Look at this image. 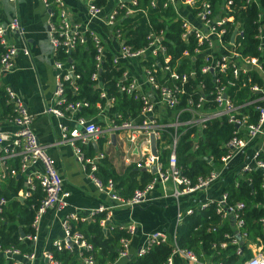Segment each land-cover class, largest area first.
Returning <instances> with one entry per match:
<instances>
[{
    "label": "built area",
    "instance_id": "obj_1",
    "mask_svg": "<svg viewBox=\"0 0 264 264\" xmlns=\"http://www.w3.org/2000/svg\"><path fill=\"white\" fill-rule=\"evenodd\" d=\"M46 6L45 0H42ZM84 3L88 17H95L100 8L92 5L91 0H81ZM127 1L128 4L134 6L135 0H114L115 6L120 8L122 2ZM176 0H167L168 4L174 3ZM185 7L194 9L193 13L196 18L201 22L202 28H196L190 26L184 19L177 17L181 21V27L184 30L181 34V38L192 36L198 45H204L205 50L200 51L194 49L192 51V59L201 56L204 57L208 64L201 67V72L207 74L206 76L211 81H217L215 77V68L224 69L226 66H230L232 73L236 76L239 72L246 73L249 70L255 72L262 71L261 69V57H242L234 50V38L241 36V30L238 26L234 27V34L229 42L222 40L223 28H218L226 22H233L231 16L222 17L217 14L210 15L209 5L206 2H201L200 5L196 4L197 0H180ZM249 0H246L248 2ZM58 7V22L56 25L49 24L48 30L50 32L49 44L53 48L55 53L58 46L62 47L64 53L69 54L74 49L76 44L84 43V34L88 33L89 37L93 41L95 49V70L90 75V79L95 81L93 89L98 90L97 95L103 100V103H96L94 105L96 109V115L90 118L82 116H76V113L81 108L88 107V102L84 100L68 101L65 97V88L67 87L71 93H75L76 86L74 80L78 75L74 73L73 66L70 62H62L59 60H53L54 69V81L51 98L54 106L45 109V113L51 114L56 118L65 120L59 125V136L62 141L68 143L71 147L73 155L77 162L82 165L87 179L93 184L97 191L105 194L108 201L112 204L101 205L91 213L92 216L95 213L104 212L105 219L115 207L132 208L140 205L147 198L150 191L156 186H163L166 183L174 186L172 196L178 198L179 196L187 193H193L200 190H204L208 187L217 177L218 172L224 168L227 160L234 152H242L248 147L251 141L259 139L264 143V85L261 87L252 86L251 90L255 94H259L258 97L252 99L251 103H256L254 110L257 113L255 122H249L248 116L241 113L240 108L242 106H235L227 98L225 94L224 86H215L213 89V100L215 107L210 110H201L200 104L202 99L198 100L195 105L196 109L186 107L184 110L190 112V116L185 120L179 119V113L182 109L173 110L178 104V94L182 93V90L175 85H168L167 83H158L155 80V72L161 71V77H168L169 79H178V74L174 72V69L169 68V55L166 54V47L160 43L162 37V31L158 34L149 33L148 42L145 46L139 49H131L129 46L122 44V38L119 36L117 30H114L116 11L113 9L110 14L104 20V24L109 28L112 40L117 44V50L109 51L104 48L101 39L92 31H85L81 28L80 24L72 21L69 18V14L63 6L62 0H54ZM153 5V1L150 3ZM224 7L227 8L230 4L229 0H225ZM166 4L163 3V6ZM172 7V5H171ZM189 11H191L189 9ZM134 12L133 9L126 8L125 14L130 15ZM176 13V12H175ZM19 23L17 19L9 21L5 27L0 26V45L3 48V52L0 53V75L10 72L14 67L13 58L17 54L18 50L11 44H7L5 35L8 32L19 31ZM258 38L260 39L258 50L259 53L264 49V33L262 28L258 29ZM217 40L219 47L227 46L225 51L219 50L218 53L211 54V48H213V41ZM24 56L28 54L26 49L19 50ZM110 52L112 57L111 61L116 65V69L120 72L114 77V87L119 94H124L128 97H132L134 100L140 102L139 112L135 117L122 118L119 112H109V115H105L111 106L115 104V98L109 95L106 89L103 87L99 80L98 73L101 71V62L104 58V52ZM157 55L161 57V61L157 60ZM184 55H187L184 52ZM213 55L214 57H212ZM151 57V62L147 65H143L142 62ZM208 57V59L206 58ZM214 58V59H213ZM137 69L140 70L137 73ZM194 73H191L193 76ZM259 77V76H258ZM187 75H181V81H186ZM229 84V83H227ZM2 97L4 104L8 107V113L6 116L0 118V127L8 126L10 131H0V181L5 178H12L19 176L22 178V186L16 192L15 199H21L22 201L29 198L35 190H39L41 197L38 206L35 208L33 218L31 220V228L33 229V235L20 236L21 241H28L33 243L35 241V231L38 226V221L45 210L50 207H57L62 209L66 207L65 198L68 193L62 188V181L55 170L54 159L46 152L45 147L37 142V139L31 129V124L34 116L27 110L21 99L15 94V92L9 86L1 87ZM150 91L154 95L151 97L147 92ZM153 98H155L153 100ZM190 104V101L187 100ZM258 103V104H257ZM158 104L159 110L155 108ZM190 109V110H189ZM172 111V118L167 120V116L164 112ZM160 112H163L161 114ZM102 117L104 122L103 127H99L94 119ZM225 118L228 123H231L235 127L233 136L225 142L224 146L227 149L225 155L220 157L221 165L219 170H212L206 176L197 177L194 182L182 175L180 169L176 164L175 158V143L176 138L173 136L169 144L164 147L168 148V158L166 167L162 168L158 160L157 154L151 155L149 151V134H152L156 141L160 137V131L163 129H172L175 133L177 126H195L197 130L204 127V124L212 119ZM70 122V125L67 124ZM1 130V129H0ZM115 132H123L127 143L136 152V158L134 163L135 168H144L146 172L150 173V168L154 166L155 172L152 173L151 179L146 182L142 188L134 189L132 194L124 199L120 197L113 187V182L108 179L105 183H102L95 175L96 162L102 157L101 153L96 154L91 158L85 157L75 145V141L79 143H87L97 136H103V134H114ZM98 138V137H97ZM142 140V147L137 145L138 139ZM106 142L109 143V138H106ZM140 148V152L138 150ZM195 148V146H193ZM156 151L157 147H156ZM260 153H264V148L254 154L251 163H245L239 169V174L244 172L254 171L262 177V186L264 187V161L258 159L257 156ZM130 156L132 153L130 151ZM12 161V164H9ZM125 161H130L128 158ZM162 168V169H161ZM249 181L248 179H246ZM264 199V193H263ZM6 203L5 200L0 199V206ZM215 214L219 215L222 219L232 221V230L229 233H225L224 236L229 239L228 243L235 245V254L238 257L242 256V251L237 247L239 241L243 239V234L240 235L238 227L242 224V220L238 219L234 209L241 208V205L235 203L233 206L226 204V194L222 191L219 194L217 200L213 203ZM204 209V204L200 203L194 209L189 208L185 211L186 215H191L194 211ZM182 214H177L176 220H181ZM87 217H79L74 212L69 211L63 216L60 222V228L62 231V239L54 240L50 244L51 247L56 250L67 249L75 252L76 259L79 264H96L90 255L81 256L80 250L89 251L91 246L85 242L82 235L77 232L69 231L68 221H83L89 219ZM264 220H261L263 222ZM103 220L101 221V224ZM126 230L127 233L132 234L133 228L130 226L119 227ZM238 236V238H236ZM121 250H119L116 258L108 264H116L118 261L126 259L128 257H139L148 252L149 248L153 244L167 243L171 246L169 255L165 258L164 264H173V258L176 255L183 256L188 260L196 264H213L199 262L194 254L191 252L180 249L177 247L175 241V235L171 237L165 235L162 232H152L146 235L144 243L137 249L134 255L128 254V239L121 238ZM225 243H221L223 247ZM0 255L6 259H11L13 264H30L35 255L32 251L28 253H21L18 249L0 248ZM41 257L46 260L47 264H57L51 257L50 252L44 249L41 252ZM220 264V263H217ZM237 264H264V253L258 252L247 258L242 259Z\"/></svg>",
    "mask_w": 264,
    "mask_h": 264
},
{
    "label": "trees",
    "instance_id": "obj_2",
    "mask_svg": "<svg viewBox=\"0 0 264 264\" xmlns=\"http://www.w3.org/2000/svg\"><path fill=\"white\" fill-rule=\"evenodd\" d=\"M107 0H91L92 5L102 8ZM136 4L131 6L127 1L114 7L116 11L114 30H117L122 38V44L131 49H139L148 42L149 33L158 34L162 31L160 43L166 47V54L169 55V68L174 69L178 74V79H169L161 77L162 72H155V80L158 83H167L175 85L182 90L178 94V104L173 110L178 111L179 119L185 120L190 116V112L184 110L186 107L196 109L195 105L201 98V110H210L215 107L213 100V89L215 86H224L227 98L235 106H242L239 111L248 116L249 122H255L257 113L254 110L256 103H251L252 99L259 96L253 93L252 86L261 87L263 82L254 70L246 73L239 72L236 76L232 73V68L228 65L224 69L215 68V77L217 81H211L201 72V67L208 64L204 57L198 56L192 59V51L198 49L205 50L204 45H198L195 39L190 35L181 38L183 29L181 21L175 14L173 8L167 3V0H135ZM153 1V5H151ZM227 8L224 7L225 0H197L196 4L206 2L209 5L210 15L218 14L222 17L231 16L233 22H226L218 28H223L222 40L229 42L230 36L237 25L241 30V36L234 38V50L242 57H261V69L264 73V49L259 53L258 29L262 28L264 33V0H229ZM47 8L52 12L51 23L56 25L58 22V7L54 0H45ZM163 3L166 5L163 6ZM133 9L130 15L125 14V9ZM192 13L195 12L191 9ZM84 43L76 44L69 54L64 53L61 46L56 48L54 59L62 62L70 60L73 71L78 75L74 80L76 86L75 93L65 88V97L68 101L84 100L88 102V107L77 111L76 116L90 118L96 115L94 105L103 103L97 95L98 90H94L95 81L90 79V75L95 70V49L93 41L88 33L84 34ZM3 48L0 45V53ZM186 52L187 55H184ZM104 58L101 62V71L98 73L99 80L109 95L115 98V104L107 109L111 112H119L122 118L135 117L140 108V102L119 94L114 87V77L120 72L116 65L111 61V53L104 52ZM208 59V57H206ZM157 60L161 57L157 55ZM209 60V59H208ZM151 57H147L142 64L147 65L151 62ZM194 73L191 76V73ZM181 75H187L186 81H181ZM229 83V84H227ZM190 101V104L187 103ZM258 104V103H257ZM190 110V109H189ZM169 112L167 120L172 118V111ZM8 107L3 102L2 92L0 90V118L6 116ZM235 131L233 124L228 123L225 118L212 119L204 124L199 130L195 126H177L175 133L172 129H163L160 131V137L156 141L157 157L162 168L166 167L169 149L164 147L169 144L172 137L176 138L175 158L176 164L182 175L188 177L191 182L197 177L206 176L210 171L218 169L221 165L220 157L226 154L227 149L224 144ZM97 149L90 142L85 144L75 141L79 151L87 158L95 154L103 153L102 144L104 138H97ZM95 141V142H96ZM195 146V148H193ZM204 157L209 160L206 161ZM264 161V153L257 156ZM12 164V161H9ZM161 168V169H162ZM94 175L105 183L108 179L113 182V187L118 195L124 199L128 198L134 189L142 188L148 182L152 175L141 171L128 164L122 172H116L110 159L103 153L102 157L96 162V171ZM248 179L249 181H247ZM262 177L254 171L242 173L241 177L235 182L228 183L223 192L226 194V204L233 206L235 203L241 205V208L234 209L238 219L242 224L238 231L243 234V243L237 244V247L248 253L246 244H262L264 247V187L262 186ZM22 186V178L12 177L0 181V199L6 203L0 206V248L13 247L21 253L31 251L28 241H21L19 232L22 236L33 235L31 220L35 208L38 206L41 194L35 190L29 198L19 201L14 196ZM105 213L99 212L83 221H68L69 231L79 232L85 242L91 246L89 251L80 250L81 256L90 255L96 264H108L113 261L119 250H121L120 239H128L130 234L126 230L117 226H110L105 223ZM103 221V225L101 221ZM229 222L222 221L221 217L214 212V205L209 204L204 210L185 216L175 229V241L177 247L187 250L194 254L200 260L208 258L213 264H236L238 260L235 254L236 246L229 244V239L224 236L229 233ZM221 243H225L224 247ZM52 259L57 264H79L74 251L67 249L56 250L49 246ZM171 246L167 243L153 244L148 252L139 257H128L118 261L116 264H164L165 258L169 255ZM248 255V254H247ZM240 259V258H239ZM0 264H13L11 259H6L0 255Z\"/></svg>",
    "mask_w": 264,
    "mask_h": 264
},
{
    "label": "crops",
    "instance_id": "obj_3",
    "mask_svg": "<svg viewBox=\"0 0 264 264\" xmlns=\"http://www.w3.org/2000/svg\"><path fill=\"white\" fill-rule=\"evenodd\" d=\"M62 1L72 21L80 24L83 30L94 32L101 39L104 48L107 50H117L118 46L112 40L109 28L104 24L105 18L115 7L114 0H107L105 5L100 8L99 13L95 17L90 18L81 0ZM171 5L174 12H176L175 14L184 19L190 26L202 28L198 18L180 0H176ZM51 16L52 12L43 4L42 0H0V26L5 27L9 21L17 19L20 28L17 32H8L5 35L7 44L13 45L18 52L13 58V69L0 75V89L2 86H9L34 116L31 129L37 142L43 145L46 152L54 159L55 170L62 181V188L68 193L65 198L66 207L62 209L50 207L39 218L35 231V241L30 244V249L35 255L34 260L30 264H47L46 260L41 257V252L47 249L52 241L62 239L60 222L66 213L71 211L79 217H87L91 215L99 204L106 206L112 204L108 201L105 194L97 191L87 179L82 165L76 161L71 147L67 142L60 139L58 128L65 120L45 113V109L54 106L51 98L54 81L52 64L54 51L49 44L50 32L48 30ZM217 16H220V13ZM212 47L210 49L211 54L218 53L219 50L225 51V49H228L227 46L219 47L216 39H214ZM21 49H26L28 54L26 56L22 55L19 51ZM211 56L214 57L213 55ZM139 72L140 70L137 69V73ZM256 73L264 85L263 71ZM147 93L154 97L152 92L148 91ZM159 107L158 104L155 105L157 110H159ZM160 113L163 114V112ZM164 113L167 117L170 116L169 112ZM104 114L109 115L108 110ZM94 122L101 128L104 125V122L99 121L97 116ZM67 124L70 125V122ZM0 129V131L5 132L10 131L11 128L2 126ZM110 136H113V139ZM97 137L104 138L101 152L110 159L116 172H122L128 164L134 165L133 161L138 156L135 155L136 152L127 143L123 132L105 133L103 136L99 135ZM97 137L89 141L95 151L98 150L96 145ZM106 138H109V143L106 142ZM137 145L143 146L140 138L137 140ZM263 148L264 143L256 139L251 141L242 152H234L227 160L224 168L218 172V177L204 190L174 198L172 193L175 188L172 184L166 183L163 186H156L148 193L147 199L140 205L132 208H112L107 219H105V223L110 226H130L133 228V232L128 238V254L134 255L144 243L147 234L162 232L171 237L173 234L175 235L176 226L180 224L182 218L190 216L185 214L187 209H194L200 203L204 204V209L209 204L213 205L223 188L228 183L235 182L241 177L239 174L241 166L245 163L252 164L254 154ZM138 150L140 152V148ZM130 151L132 156L129 155ZM126 158L130 161H125ZM137 169L145 171L144 168ZM215 170L217 171L219 168ZM179 213L182 214V217L178 222L176 216ZM194 213L198 212L194 211L192 214ZM221 220L226 221L222 218ZM228 222L229 231H231L233 228L232 221ZM240 242L243 243V239ZM246 247L249 250L248 253L242 252V256L236 261L237 263L258 252L264 253L262 244L249 243L246 244ZM197 260L199 262L212 263L208 258H206L207 261H204L203 257L201 260L199 258ZM173 264L196 263L183 256L176 255L173 258Z\"/></svg>",
    "mask_w": 264,
    "mask_h": 264
},
{
    "label": "water",
    "instance_id": "obj_4",
    "mask_svg": "<svg viewBox=\"0 0 264 264\" xmlns=\"http://www.w3.org/2000/svg\"><path fill=\"white\" fill-rule=\"evenodd\" d=\"M233 34H234V32H233ZM233 34H232V36H231V39H232V37H233ZM68 62H70L69 59H68ZM110 137H111V139H113V136H110ZM148 139H149V151H150L151 155L155 156V155L157 154V151H156L155 140H154L153 135H152V134H149ZM204 159H205L206 161L209 160L207 157H204ZM154 172H155V168H154V166H152V167L150 168V173L152 174V173H154ZM16 177H19V176H16ZM18 200H19V201H22L21 199H18ZM19 235L22 236L21 232H19ZM236 238H238V236H236Z\"/></svg>",
    "mask_w": 264,
    "mask_h": 264
},
{
    "label": "rangeland",
    "instance_id": "obj_5",
    "mask_svg": "<svg viewBox=\"0 0 264 264\" xmlns=\"http://www.w3.org/2000/svg\"><path fill=\"white\" fill-rule=\"evenodd\" d=\"M102 117H99V121H102ZM103 151L105 152V150L103 149ZM204 261H207L206 258H203Z\"/></svg>",
    "mask_w": 264,
    "mask_h": 264
}]
</instances>
